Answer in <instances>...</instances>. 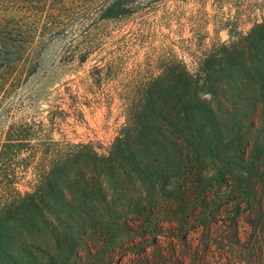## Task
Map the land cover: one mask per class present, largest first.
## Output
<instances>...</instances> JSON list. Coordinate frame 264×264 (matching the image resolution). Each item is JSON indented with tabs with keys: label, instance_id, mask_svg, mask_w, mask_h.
<instances>
[{
	"label": "trees",
	"instance_id": "obj_1",
	"mask_svg": "<svg viewBox=\"0 0 264 264\" xmlns=\"http://www.w3.org/2000/svg\"><path fill=\"white\" fill-rule=\"evenodd\" d=\"M159 3L0 0V109L31 74L23 64L34 44L61 36L71 52H91L98 44L79 39L98 20L155 17ZM204 39L197 36L194 52L203 54L196 68L173 59L125 92V119L105 151L55 137L63 110L49 109L47 121L7 125L0 137V264L87 263L101 246L113 248L134 218L159 229L155 209L180 224L192 213L207 227L230 217L231 264H264L243 258L236 218L264 204V16L246 32L230 28L226 40ZM113 66L96 63L87 91Z\"/></svg>",
	"mask_w": 264,
	"mask_h": 264
},
{
	"label": "rangeland",
	"instance_id": "obj_2",
	"mask_svg": "<svg viewBox=\"0 0 264 264\" xmlns=\"http://www.w3.org/2000/svg\"><path fill=\"white\" fill-rule=\"evenodd\" d=\"M100 1L92 0V6ZM159 2L155 17L133 14L98 20L91 34L79 39L82 44H98L91 52H71L69 40L61 36L34 44L23 64L24 70H30L31 74L16 86L0 109V137L12 120L47 121L48 110L57 109L63 112L56 118L60 131L55 130V137L64 134L72 141L92 142L105 151L125 119L122 113L125 92L161 73L173 59H182L189 69L196 68L195 60L203 54L194 52L197 36L204 37L206 43L226 40L230 28L246 32L264 16V0ZM111 60L114 66L102 72L101 85L93 84L90 89L93 92L87 91L94 65ZM170 215L154 210L152 217L161 222L157 230L146 229L144 217L142 221L134 218L132 228L119 236L113 248L101 246L96 255L85 258L84 264L233 262L228 247L233 240L230 217H217V225L207 227V220L200 226L192 213L182 219L185 220L182 224ZM236 218L241 244L246 246L243 258L264 262V204Z\"/></svg>",
	"mask_w": 264,
	"mask_h": 264
}]
</instances>
